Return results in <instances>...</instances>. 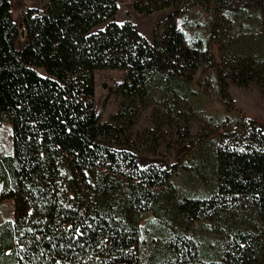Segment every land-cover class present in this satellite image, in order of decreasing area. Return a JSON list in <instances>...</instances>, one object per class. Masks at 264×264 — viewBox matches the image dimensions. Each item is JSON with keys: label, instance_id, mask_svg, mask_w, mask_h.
<instances>
[{"label": "trees", "instance_id": "trees-1", "mask_svg": "<svg viewBox=\"0 0 264 264\" xmlns=\"http://www.w3.org/2000/svg\"><path fill=\"white\" fill-rule=\"evenodd\" d=\"M221 4L136 0L140 16L170 12L149 41L132 23L117 22L118 0H37L20 26L12 0H0V120L12 127L13 149L0 157V203L12 200L15 207L14 219L0 225V264H141L148 211L165 225V238L147 264H264V127L253 119H219L209 136L211 156L194 169L212 191L183 201L160 191L178 165L142 168L134 153H157L160 110L158 128L138 133L140 141L129 134L155 97L169 103L170 115H182L175 104L188 99L203 65L230 71L219 78L224 91L230 77L264 95V0H249L246 7L262 18L249 27L235 24L230 8L216 13L210 38L221 46V64L200 42L190 47L177 27L188 9ZM105 69L126 73L110 122L95 103V76ZM203 220L227 239L220 258L204 259L189 235Z\"/></svg>", "mask_w": 264, "mask_h": 264}, {"label": "rangeland", "instance_id": "rangeland-1", "mask_svg": "<svg viewBox=\"0 0 264 264\" xmlns=\"http://www.w3.org/2000/svg\"><path fill=\"white\" fill-rule=\"evenodd\" d=\"M135 1L118 0L117 22L132 23L143 37L152 41L158 24L170 12L161 11L149 16H140L132 7ZM220 1L223 2L221 9L212 6L211 11H208L202 5H196L176 18L177 27L184 34L187 44L192 47L195 43L200 42L204 49H208L214 55L218 64L222 62L221 46L210 38L211 26L216 13L227 15L229 13L226 9L230 8L229 15L233 22L235 24L242 23L246 27H249L257 19H262L256 10L246 7L249 5V0H240L238 4H232L228 0ZM36 5L37 0H12V16L17 26L21 24L22 13L27 8ZM237 33L235 28L233 34ZM24 44L25 39L22 37L17 48H23ZM229 73L230 71L222 66L214 68L208 65L201 66L193 82L189 85L192 92L188 99L179 100L175 104V108H179L178 112L182 115H170L169 103L158 101V97L151 100L149 105L141 111L135 127L129 133L132 139L140 141L142 138H138V133L158 128L155 122V109H159L161 112L159 115L161 130L157 132V145H159L157 153L142 154L134 151L138 156L139 166L145 168L156 165L168 169L173 165H178L168 185L160 188L161 194L173 192L179 201H183L185 198H204L211 193L212 185L208 186L198 178L194 169L204 155L211 156L213 147L211 140L213 138L209 136H212L211 133L219 119H253L264 127L263 93L256 86L249 88L239 86L230 77L225 78L228 87L224 91L219 78L221 75L226 76ZM125 75L124 71L112 69L100 70L96 73V110L103 122H110L120 109L122 99L115 91L117 86L124 81ZM172 103L175 102L172 101ZM180 118L181 120H179ZM185 119H188L190 133V137L187 139H185ZM144 149L147 147L145 146ZM12 153V127L9 123L0 120V157L11 156ZM14 209L12 200L0 203V225L14 219ZM164 229L165 225L156 215L150 211L144 213L140 233L141 264H147L156 241L165 238ZM190 231L189 235L195 236L199 240L204 259L221 257L227 239L215 231L214 224L204 220L196 221Z\"/></svg>", "mask_w": 264, "mask_h": 264}]
</instances>
